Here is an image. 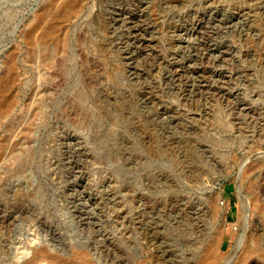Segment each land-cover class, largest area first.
I'll return each mask as SVG.
<instances>
[{
    "label": "rangeland",
    "instance_id": "1",
    "mask_svg": "<svg viewBox=\"0 0 264 264\" xmlns=\"http://www.w3.org/2000/svg\"><path fill=\"white\" fill-rule=\"evenodd\" d=\"M59 1L0 0V264H264V0H79L44 33Z\"/></svg>",
    "mask_w": 264,
    "mask_h": 264
},
{
    "label": "bare ground",
    "instance_id": "2",
    "mask_svg": "<svg viewBox=\"0 0 264 264\" xmlns=\"http://www.w3.org/2000/svg\"><path fill=\"white\" fill-rule=\"evenodd\" d=\"M78 2H79V0H62V1H59L58 4L61 6L62 10L59 13H55L53 18H57V19L51 21V23L48 26H46V28L44 29L45 30L44 33H51L52 29L59 24L58 20L60 18H58V17L69 15L73 10H75V8L78 5ZM41 19L42 18L39 15L36 18V21H35L34 25H32V26H35L38 23H40ZM209 22H211V21H209ZM237 22H239L241 25H243L244 24V19L243 18L237 19V21L235 23H237ZM43 34H40L38 37L41 38V35H43ZM248 158H250V157H248ZM246 172H247L246 164H243L240 167V169L238 170V172H236V174L234 173L235 174L234 180H235V184H236V191H237V196H238V201H239L238 211H239V218H240L241 224L239 223L240 226L238 227L239 228L238 232L234 236H232L233 237V244L231 245V249H229V253L230 254L237 253V251L243 245V243L245 241L246 234H247L246 233L247 232L246 222H247V218L249 216L248 206H249V202L250 201H249V198L247 197V193H245L243 188H242V183H243L242 179H243V176H244V174ZM235 229H237V226H235ZM263 248H264V246H263ZM26 249H28V248H26ZM28 252H29V250H25V254L28 253ZM263 252H264V249H263ZM37 253H39V252H37ZM54 254H52V253H42V254L40 253V254H38V257H39V259L41 261V264H70L71 263V262L69 263V261H67L66 259H64V258H62V257H60V256H58L56 254L54 255ZM19 258L20 257H18V259ZM213 259L214 258L212 256V254H207L203 260L209 262V261H212ZM28 262L29 261H25V263H23V264H26Z\"/></svg>",
    "mask_w": 264,
    "mask_h": 264
}]
</instances>
